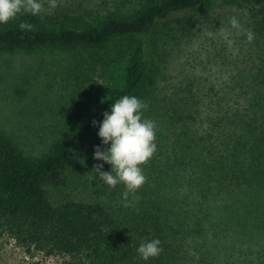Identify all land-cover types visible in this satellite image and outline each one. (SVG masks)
I'll list each match as a JSON object with an SVG mask.
<instances>
[{"label":"trees","instance_id":"16d2710c","mask_svg":"<svg viewBox=\"0 0 264 264\" xmlns=\"http://www.w3.org/2000/svg\"><path fill=\"white\" fill-rule=\"evenodd\" d=\"M211 1L140 0L135 11L96 23L22 13L0 25V53L85 49L92 51L93 59H121L124 64L120 84L83 124L61 130L42 155L25 154L0 131V238L13 241L28 256L40 254L60 259L61 264H264V249L257 243L260 250L253 254L248 247L242 250L246 244L240 242L231 250L197 257L190 255L194 252L186 240L208 218L210 227L220 229L230 228L236 217L237 226L246 228L243 236L264 237V81L260 79L240 82L231 98L219 99L208 113L196 110L191 118L190 109L181 108L175 119L173 111L170 121L180 125L179 139L161 134L164 143L178 151L172 162L177 171L170 180L183 184L194 198L192 226L185 221L184 209L172 212L161 197H149L128 213L102 202H53L48 194L63 182L68 165L85 145H100L99 122L111 103L124 95L146 103L156 85L151 47L158 23L180 13L206 11ZM219 1L247 7L254 20L262 17L264 22V0ZM21 22L34 27L21 30ZM181 192L173 194L172 202L183 201ZM212 212L219 219H212ZM151 239L161 241L163 252L145 262L136 249Z\"/></svg>","mask_w":264,"mask_h":264},{"label":"rangeland","instance_id":"374dc122","mask_svg":"<svg viewBox=\"0 0 264 264\" xmlns=\"http://www.w3.org/2000/svg\"><path fill=\"white\" fill-rule=\"evenodd\" d=\"M139 1L56 0L57 7L51 9L48 0H41L44 5L41 16L76 17L96 23L110 15L135 11ZM232 16H237L246 29L255 33L252 43L241 35L236 38V45L229 48L222 40L218 30L229 29ZM255 20L262 26L258 27ZM255 20L247 7L212 0L206 11L184 12L159 22L151 47L157 69L156 85L144 110V117L157 124V150L143 165L146 183L137 192L139 200L125 207L122 184L109 190L94 177V166L103 163L93 159L95 142L78 152L64 172L63 182L49 189L51 200L102 202L129 213L149 197H161L172 212L184 209L185 221L192 226L190 211L194 198L183 184L170 180L173 171H177L172 162L178 151L166 145L161 134L179 139L181 127L170 121L173 111L176 119L181 108L190 109L193 118L194 111L208 113L219 99L231 98L240 82L248 78L264 81V22L262 17ZM91 53L85 49L51 47L0 53V131L9 135L25 154L42 155L61 130L83 124L103 97L120 84L122 60L113 62L104 57L100 61L95 56L93 59ZM102 171H110V166L104 164ZM178 189L184 199L172 202L171 197ZM211 216L218 218L214 212ZM217 223L219 220L214 224ZM210 224L208 218L207 222H201L198 233L192 231L187 235V246L194 252L190 255L228 251L240 242L246 244L241 249L248 247L252 254L260 250L254 243L264 249V237L243 236L246 228L237 226L236 217L230 228L219 229ZM0 264H61V261L40 254L28 256L13 241L0 238Z\"/></svg>","mask_w":264,"mask_h":264},{"label":"clouds","instance_id":"9594fccd","mask_svg":"<svg viewBox=\"0 0 264 264\" xmlns=\"http://www.w3.org/2000/svg\"><path fill=\"white\" fill-rule=\"evenodd\" d=\"M48 3L51 9L57 7L56 0H48ZM43 11L41 0H0V25H7L22 13L36 17ZM229 24V29L218 30L229 48L236 45V38L241 35L248 43L254 41L255 33L250 28L246 29L237 16H232ZM18 27L30 31L34 26L21 22ZM147 107L148 105L138 97L124 95L111 103L98 126L100 145L94 148L93 159L103 163L94 166V177H98L109 190L122 184L125 188L122 193L125 207L139 200L137 192L146 183L143 165L157 150V124L154 120L144 117ZM92 123L94 127L97 126L96 121ZM104 164L110 166V171H102ZM136 252L145 262L157 258L163 252L161 241L151 239L142 242Z\"/></svg>","mask_w":264,"mask_h":264}]
</instances>
